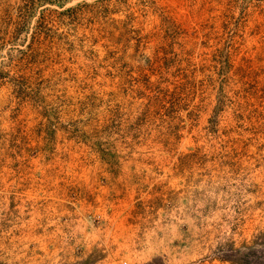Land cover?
I'll use <instances>...</instances> for the list:
<instances>
[{"label": "rangeland", "instance_id": "obj_1", "mask_svg": "<svg viewBox=\"0 0 264 264\" xmlns=\"http://www.w3.org/2000/svg\"><path fill=\"white\" fill-rule=\"evenodd\" d=\"M264 0H0V264H259Z\"/></svg>", "mask_w": 264, "mask_h": 264}, {"label": "trees", "instance_id": "obj_2", "mask_svg": "<svg viewBox=\"0 0 264 264\" xmlns=\"http://www.w3.org/2000/svg\"><path fill=\"white\" fill-rule=\"evenodd\" d=\"M259 264H264V257H262V258L260 259Z\"/></svg>", "mask_w": 264, "mask_h": 264}]
</instances>
